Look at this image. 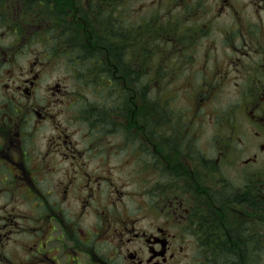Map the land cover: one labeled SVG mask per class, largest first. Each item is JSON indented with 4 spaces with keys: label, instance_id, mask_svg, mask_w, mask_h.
Wrapping results in <instances>:
<instances>
[{
    "label": "flooded vegetation",
    "instance_id": "flooded-vegetation-1",
    "mask_svg": "<svg viewBox=\"0 0 264 264\" xmlns=\"http://www.w3.org/2000/svg\"><path fill=\"white\" fill-rule=\"evenodd\" d=\"M0 264H264V0H0Z\"/></svg>",
    "mask_w": 264,
    "mask_h": 264
},
{
    "label": "rangeland",
    "instance_id": "rangeland-1",
    "mask_svg": "<svg viewBox=\"0 0 264 264\" xmlns=\"http://www.w3.org/2000/svg\"><path fill=\"white\" fill-rule=\"evenodd\" d=\"M55 63H56V65L54 66L55 69L54 71H51L52 79L59 76L58 73L60 72L61 64L65 63V61H63V58H56ZM86 63L88 64L87 67H89L90 66L89 59L86 60ZM86 68H83L84 73L80 75V77H78L80 78V83L82 81V84L84 85L85 99L89 100L90 103L93 101V99H97L99 103L109 102V97H108L107 92L102 89L103 85L98 84L96 81H94V79L98 77L99 83H101L103 82V79H105V77L88 75L85 72Z\"/></svg>",
    "mask_w": 264,
    "mask_h": 264
}]
</instances>
